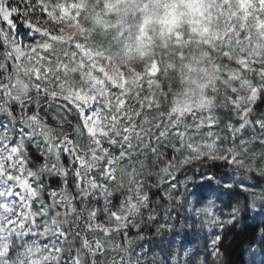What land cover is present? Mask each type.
Listing matches in <instances>:
<instances>
[{
	"label": "snow or ice",
	"instance_id": "1",
	"mask_svg": "<svg viewBox=\"0 0 264 264\" xmlns=\"http://www.w3.org/2000/svg\"><path fill=\"white\" fill-rule=\"evenodd\" d=\"M264 264V0H0V264Z\"/></svg>",
	"mask_w": 264,
	"mask_h": 264
},
{
	"label": "trees",
	"instance_id": "2",
	"mask_svg": "<svg viewBox=\"0 0 264 264\" xmlns=\"http://www.w3.org/2000/svg\"><path fill=\"white\" fill-rule=\"evenodd\" d=\"M228 264H239L241 261V251L239 248L233 247L226 257Z\"/></svg>",
	"mask_w": 264,
	"mask_h": 264
}]
</instances>
